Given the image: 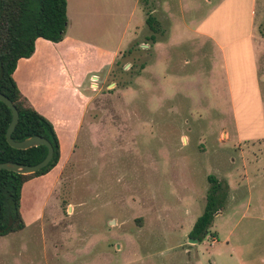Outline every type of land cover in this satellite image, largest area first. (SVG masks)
<instances>
[{"label": "rangeland", "instance_id": "374dc122", "mask_svg": "<svg viewBox=\"0 0 264 264\" xmlns=\"http://www.w3.org/2000/svg\"><path fill=\"white\" fill-rule=\"evenodd\" d=\"M135 1L69 0L64 40L40 39L19 61L21 95L53 124L62 155L25 184L26 227L0 236V264H264V87L248 42L228 54L230 91L187 93L177 73L205 70L174 34H193L184 25L205 18L204 0ZM150 12L161 45L145 41ZM216 19L222 42L247 35L246 14ZM209 175L228 200L191 243Z\"/></svg>", "mask_w": 264, "mask_h": 264}, {"label": "trees", "instance_id": "16d2710c", "mask_svg": "<svg viewBox=\"0 0 264 264\" xmlns=\"http://www.w3.org/2000/svg\"><path fill=\"white\" fill-rule=\"evenodd\" d=\"M68 22L67 0H0V93L16 105L20 115L12 138L22 141L32 136H43L52 143L55 151L51 163L35 174L20 175L0 171V236L22 231L26 227L21 213L24 186L32 178L56 168L62 155L60 140L53 124L27 104L13 75L20 60L32 57L38 39L62 42ZM146 23L153 33L152 42L157 43L155 35L162 32L161 25L152 13L147 14ZM11 121L10 108L0 101V163L14 162L33 166L42 162L48 154L47 147L19 150L8 144L6 133ZM208 182L204 212L189 234L191 239L199 242L207 237L215 216L226 206L229 196V187L224 181L209 175Z\"/></svg>", "mask_w": 264, "mask_h": 264}, {"label": "crops", "instance_id": "0c3cea01", "mask_svg": "<svg viewBox=\"0 0 264 264\" xmlns=\"http://www.w3.org/2000/svg\"><path fill=\"white\" fill-rule=\"evenodd\" d=\"M150 1L152 2V0ZM67 2L69 4V0H67ZM135 2L136 6L137 3H140L139 0H136ZM202 3V7L207 9V15L205 18H202L199 23L193 27L194 29L187 24L184 25V31L189 29L194 35L192 34L187 37V33L180 30L179 33L174 34V38L180 40L181 44L191 46L195 44V46L198 48L197 50L200 52V55L195 57L194 61L197 62L196 65L199 71L202 67V70L205 71L202 74H199L198 71H196L194 74L182 71L177 73L180 75H177V82L183 83L185 85L183 87L187 93L190 88H201L206 83L207 86H211L212 88H218L222 86L224 90L226 88V90L229 89L230 91L232 86L226 71L225 63H227L229 60L228 54L237 56L238 51L235 48L236 45L240 44L242 41H246L248 42V52L253 63L254 74H260V84L262 87H264V0H204ZM228 4H231L232 7L229 5V8H227ZM227 11L228 13L237 15H247V22L245 23L247 35L245 37L228 42H222L219 40V37L216 35L215 28H213V26L217 21V15L225 14ZM241 19L242 17L237 16L232 21L234 22V25L232 26L230 24L231 29L235 28L236 25H239L242 22ZM206 25L209 26L208 29L204 28ZM256 27L260 31V34L257 38H255ZM151 37L152 35L146 37V43L152 42ZM158 44L160 43L157 42V45ZM206 58H208V63L207 67H204L203 60ZM191 64H194L192 60L185 59L184 66L182 67L184 68ZM167 86L168 89L170 87H176L177 91L179 90L177 83L174 80L167 81ZM184 97L187 100L190 98V96L187 97L186 95Z\"/></svg>", "mask_w": 264, "mask_h": 264}, {"label": "water", "instance_id": "95a60500", "mask_svg": "<svg viewBox=\"0 0 264 264\" xmlns=\"http://www.w3.org/2000/svg\"><path fill=\"white\" fill-rule=\"evenodd\" d=\"M2 75L3 73L1 72V77ZM0 101L6 104L10 108L12 113V121L6 133V139L8 144L11 147L19 150H28L38 146H45L48 149V154L46 158L37 165L30 166V165H22L14 162H6V163H0V171L1 170L10 171L20 175H31L41 171L51 163L54 157L55 151L52 143L43 136H32L22 141H15L12 138V134L19 123V119H20L19 111L16 105L3 93H0ZM191 243H198V240L191 239Z\"/></svg>", "mask_w": 264, "mask_h": 264}]
</instances>
